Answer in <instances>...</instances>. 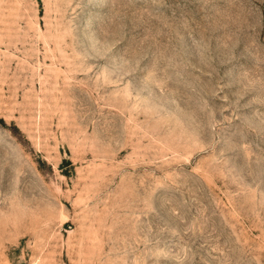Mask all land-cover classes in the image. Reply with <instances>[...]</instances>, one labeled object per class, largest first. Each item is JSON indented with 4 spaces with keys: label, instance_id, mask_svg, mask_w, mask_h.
Here are the masks:
<instances>
[{
    "label": "rangeland",
    "instance_id": "rangeland-1",
    "mask_svg": "<svg viewBox=\"0 0 264 264\" xmlns=\"http://www.w3.org/2000/svg\"><path fill=\"white\" fill-rule=\"evenodd\" d=\"M0 264H264V0H0Z\"/></svg>",
    "mask_w": 264,
    "mask_h": 264
}]
</instances>
